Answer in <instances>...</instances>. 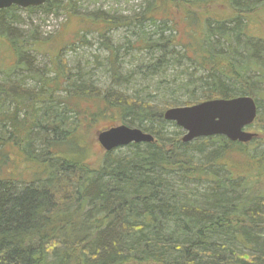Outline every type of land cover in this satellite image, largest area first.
Masks as SVG:
<instances>
[{"label":"trees","instance_id":"obj_1","mask_svg":"<svg viewBox=\"0 0 264 264\" xmlns=\"http://www.w3.org/2000/svg\"><path fill=\"white\" fill-rule=\"evenodd\" d=\"M59 7L47 0L25 11ZM18 9L0 10V47L13 57L0 80V264H264V30L249 33L264 0H149L134 19L103 18L101 35L136 28L134 41L110 48L116 87L104 91L62 56L44 72L25 67L29 75L18 79L14 70L38 44L30 31V41L17 37ZM121 49L136 52L125 75L116 64ZM148 87L155 93L143 95ZM186 95L194 101L177 99ZM238 96L255 101L262 140L184 143L163 118L166 107ZM99 116L154 141L89 161Z\"/></svg>","mask_w":264,"mask_h":264},{"label":"rangeland","instance_id":"obj_2","mask_svg":"<svg viewBox=\"0 0 264 264\" xmlns=\"http://www.w3.org/2000/svg\"><path fill=\"white\" fill-rule=\"evenodd\" d=\"M57 1L59 2V9L48 13L39 10L30 14L22 8L14 11V17L21 20L13 26L17 37L21 40L30 41L31 38H27L29 35L28 31H30L34 33L33 38L35 39L37 36L36 38L38 39V44H35L33 49L26 44L28 49H32L31 51H26L30 57L25 60V66L22 65L20 71L14 70L17 74L16 77L20 79L25 75H29L28 73L30 72L25 71V67L30 68L32 71L44 72L51 65L50 59L55 58L56 56H62L66 60L68 67L75 70L76 67L80 65L85 71H90L89 76L94 81V86L99 91L116 87V81L111 77V65L108 62L111 57L110 48L124 44L127 40L134 41L135 37L133 32L136 28H134V26H117L116 28L110 29L104 35H101L104 28L102 20L105 17L110 18L112 16L134 19L137 14H141L147 9L149 0ZM97 10L98 18H95ZM250 21L249 33L255 37H262L263 34L261 35L260 31L264 30V12L260 10L257 11L250 18ZM144 26L147 29L150 27V23L146 21L144 22ZM85 31H87V33H84ZM81 34H84V39L80 38ZM3 39L6 38L3 37ZM81 40L84 41L81 42ZM135 54L136 52H126L124 49L119 51L116 64L121 67V70L119 71H122L121 73L123 75L133 69L135 64L134 59H136ZM10 55V52H8L7 49H4V46L2 45V47H0V57H3L0 59V80L12 71L13 67L10 66L13 63V57ZM141 55L142 54L139 56ZM94 57H97V60H95ZM32 59L34 60L31 61ZM29 61L30 63H28ZM45 76L50 77L52 76V73L46 72ZM25 80L27 88L34 87V81L32 79L26 78ZM140 81L141 80H138L134 83H140L138 86L146 83ZM124 86L129 88L132 87L131 84H125ZM138 86L135 84L133 87L140 90L142 87ZM152 88H154V86ZM152 88H149L146 92H142V94L145 95L148 91H152ZM154 93L155 91H152V94ZM195 97L196 98L194 99H201L200 94ZM177 99L180 101H194L192 96L189 98V95L181 96ZM170 100L171 98L167 99L168 102ZM161 101L162 99L160 97L159 100L155 99L154 105L157 106V104H162L160 103ZM83 106L85 107L86 103H84ZM88 106L90 109L93 108L92 104H88ZM168 108L171 107H166L163 111ZM118 124L119 123H115V120L109 116L98 117L96 128L92 129V134L89 135V139H92V144L90 142V145H88L86 149L87 160H96L98 156L101 155V152L104 151L96 141V134L101 130L107 129L109 126H115ZM246 130L256 133L255 138L262 140L263 137L259 134L256 125L252 124ZM262 147L264 146H261L257 150H261ZM17 158L18 156H14L15 165L19 163L20 172L23 173L24 178L28 179L31 173L29 170H24L22 167L23 161H19Z\"/></svg>","mask_w":264,"mask_h":264},{"label":"water","instance_id":"obj_3","mask_svg":"<svg viewBox=\"0 0 264 264\" xmlns=\"http://www.w3.org/2000/svg\"><path fill=\"white\" fill-rule=\"evenodd\" d=\"M47 0H0V10L11 6L25 9L43 5ZM257 116L255 101L249 96L230 99H212L189 106L166 109L163 118L183 130L182 142L189 143L197 138L223 136L232 142L248 143L256 133L246 129ZM96 141L106 152L132 143H150L151 134L124 124L101 130Z\"/></svg>","mask_w":264,"mask_h":264},{"label":"bare ground","instance_id":"obj_4","mask_svg":"<svg viewBox=\"0 0 264 264\" xmlns=\"http://www.w3.org/2000/svg\"><path fill=\"white\" fill-rule=\"evenodd\" d=\"M162 43V42H161ZM156 48V47H155ZM151 72V71H150ZM146 74V73H145ZM169 91V90H168ZM176 94V93H175Z\"/></svg>","mask_w":264,"mask_h":264}]
</instances>
